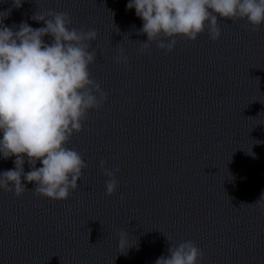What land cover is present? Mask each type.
<instances>
[{
	"label": "clouds",
	"instance_id": "9594fccd",
	"mask_svg": "<svg viewBox=\"0 0 264 264\" xmlns=\"http://www.w3.org/2000/svg\"><path fill=\"white\" fill-rule=\"evenodd\" d=\"M15 6L21 7L22 0H15ZM127 9H135L143 21L137 30L138 35H147V41L140 42L142 52L152 43L171 52L178 40L194 42L206 28L216 41L222 34L220 20H244L251 31L264 25V0H128ZM6 16L0 18V157H14V168L0 172V189L20 197L29 190L23 181L34 182V195L67 200L88 167L82 155L67 145L73 134L84 130L90 112L98 111L108 97L90 72L97 55L92 42L98 33L71 27L67 11L33 15L44 24L39 28L27 22L6 26L2 22ZM123 53L119 48L115 60L126 66ZM38 162L41 167H36ZM105 165L101 160L108 177L105 194L111 196L119 186V169ZM117 235L123 249L128 232L119 230ZM167 252L155 264H201L205 255L191 240L171 242Z\"/></svg>",
	"mask_w": 264,
	"mask_h": 264
}]
</instances>
